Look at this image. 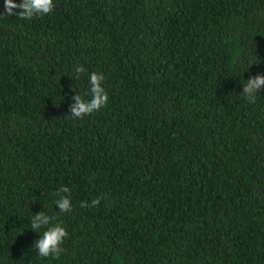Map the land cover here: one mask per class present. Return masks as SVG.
Returning <instances> with one entry per match:
<instances>
[{"label": "trees", "instance_id": "1", "mask_svg": "<svg viewBox=\"0 0 264 264\" xmlns=\"http://www.w3.org/2000/svg\"><path fill=\"white\" fill-rule=\"evenodd\" d=\"M53 3L0 19V264H264V88L241 95L264 0ZM94 71L107 105L75 119ZM56 224L64 251L41 257Z\"/></svg>", "mask_w": 264, "mask_h": 264}, {"label": "clouds", "instance_id": "2", "mask_svg": "<svg viewBox=\"0 0 264 264\" xmlns=\"http://www.w3.org/2000/svg\"><path fill=\"white\" fill-rule=\"evenodd\" d=\"M4 11L0 12V19L10 16H18L22 20H31L34 17H42L51 13L55 5L53 0H22L19 4L14 3L13 0H4ZM76 79L80 78V74H83L86 69L83 66L76 67L74 69ZM104 75L98 72H92L89 76L91 99L85 100L80 95L74 94L71 99L74 103L69 105V114L75 119H82L84 116L91 115L101 108L105 107L108 102V94L103 87ZM264 88V74H257L256 76H250L247 82L243 86L242 96H244L248 103L254 104L256 102V96L260 89ZM70 193L68 187H61L54 195L59 198L55 201L56 207L61 213H67L72 211V202L69 195L61 194ZM101 202V198H96L91 203L81 202V208H95ZM53 217L47 215L44 211L34 214L31 220V229L36 230L50 225ZM68 233L59 224L47 227V230L43 232L42 237L35 242V248L38 251L39 256L58 257L64 249L61 245Z\"/></svg>", "mask_w": 264, "mask_h": 264}]
</instances>
